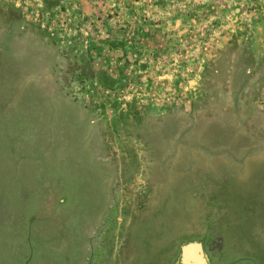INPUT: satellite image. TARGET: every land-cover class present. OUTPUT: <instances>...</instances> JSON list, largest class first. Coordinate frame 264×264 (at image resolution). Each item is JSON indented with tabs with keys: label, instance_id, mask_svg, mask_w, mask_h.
<instances>
[{
	"label": "rangeland",
	"instance_id": "1",
	"mask_svg": "<svg viewBox=\"0 0 264 264\" xmlns=\"http://www.w3.org/2000/svg\"><path fill=\"white\" fill-rule=\"evenodd\" d=\"M188 243L264 264V0H0V264Z\"/></svg>",
	"mask_w": 264,
	"mask_h": 264
},
{
	"label": "flooded vegetation",
	"instance_id": "2",
	"mask_svg": "<svg viewBox=\"0 0 264 264\" xmlns=\"http://www.w3.org/2000/svg\"><path fill=\"white\" fill-rule=\"evenodd\" d=\"M195 245L197 248L198 245V249H200L199 244L197 243H188V245L184 246L187 247L184 252H183V248L181 249V258L178 262L174 263V264H211L210 261L207 258V253L203 254L201 249L197 251V255L196 256H189L190 253V249L192 248L191 246ZM222 245H223V240L220 237H217L215 239H212L209 243H207V250L208 253L210 254H220L221 249H222Z\"/></svg>",
	"mask_w": 264,
	"mask_h": 264
},
{
	"label": "bare ground",
	"instance_id": "3",
	"mask_svg": "<svg viewBox=\"0 0 264 264\" xmlns=\"http://www.w3.org/2000/svg\"><path fill=\"white\" fill-rule=\"evenodd\" d=\"M191 247L195 248V249H196V252L199 250V249H198V248H199L198 245H197V248H196L195 245H192ZM197 249H198V250H197ZM189 256L193 257V256H196V255H193V254L191 253V250H190Z\"/></svg>",
	"mask_w": 264,
	"mask_h": 264
},
{
	"label": "water",
	"instance_id": "4",
	"mask_svg": "<svg viewBox=\"0 0 264 264\" xmlns=\"http://www.w3.org/2000/svg\"><path fill=\"white\" fill-rule=\"evenodd\" d=\"M187 247H183V252H184V250L186 249ZM200 250V249H199Z\"/></svg>",
	"mask_w": 264,
	"mask_h": 264
}]
</instances>
